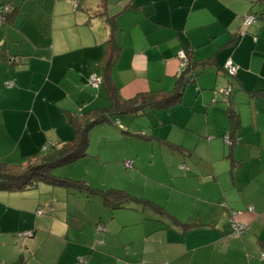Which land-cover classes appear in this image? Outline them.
<instances>
[{"label":"crops","instance_id":"crops-1","mask_svg":"<svg viewBox=\"0 0 264 264\" xmlns=\"http://www.w3.org/2000/svg\"><path fill=\"white\" fill-rule=\"evenodd\" d=\"M2 3L17 9L10 20L0 18V162L8 165L73 141L69 117L81 108L109 107L104 85H89L92 75L109 74L129 101L173 91L180 52L195 65L181 125L189 127L194 114L197 124L184 138H161L170 140L165 182L149 179L154 192L137 198L162 211L138 204L112 212L101 199L83 197L96 210L73 203V223L62 218V241L49 243L55 263L40 264H264V0H0V11ZM249 16L256 17L251 25ZM229 60L237 76L226 73ZM230 86L241 122L233 144L221 94ZM127 120L120 116L118 125L130 126ZM136 159L141 173L149 165ZM27 195L0 193V235L34 233L21 247L32 251L56 223L35 214L43 196ZM234 223L249 229L237 238Z\"/></svg>","mask_w":264,"mask_h":264},{"label":"rangeland","instance_id":"rangeland-1","mask_svg":"<svg viewBox=\"0 0 264 264\" xmlns=\"http://www.w3.org/2000/svg\"><path fill=\"white\" fill-rule=\"evenodd\" d=\"M221 94L225 96L223 91H221ZM228 98V96H225L227 101ZM186 111H190L189 98L184 94L183 102L171 110L151 111L143 116L136 114L115 116V121L112 123L106 122L103 125L96 126L89 133L86 157L80 158L71 164L58 167L52 171V174L56 177L73 181H83L94 188L127 191L136 198H142L145 192L146 194H152L154 192L153 187L156 185L154 184L155 182H165L168 167L167 170L165 168L166 164H169V161L164 159L167 154L163 155L162 153L165 146L170 145V140L161 138H167L171 135V138L173 136L184 138L186 129L197 124V114H194V120L190 121L189 127L186 128L184 127L185 125H181L187 120ZM120 116L127 117L130 126L125 124L118 125ZM188 134L191 139H195L194 134L191 132ZM154 147L157 150L156 152ZM48 152V148L44 147L43 153L40 155L46 156ZM138 154L149 165L141 173L136 170L138 168L137 165H135L136 167L133 166L137 162L136 157ZM17 159L18 157L15 155L12 160L17 161ZM128 161L132 162L131 167L126 165ZM149 179L155 182H149ZM24 193H28L29 195L27 196L36 197L37 199L43 196L46 204L41 203L35 214L42 220L53 218L56 227H53L52 230L55 233H51L53 237L48 236V238L49 232L47 231V235H41L32 251H25L22 246L25 241H28L27 237L23 234L15 233L19 229L12 227L14 229H10V233L0 235V264H15L19 259H22L25 264H40L42 261L47 260L55 263L57 248L49 243L51 241H62L60 236H64L62 234L65 232V228H63L64 222L61 221L62 218H67L73 223L74 216L67 213L68 208L74 203V207L79 206L82 210L87 209L84 208L85 205H87L88 209L96 210L94 204H87L84 200L85 198H83L86 195L77 190L44 184L34 190L19 194ZM96 199L101 201L99 198ZM38 210H40L39 212L42 211L41 214H39ZM86 212L88 211L86 210ZM57 218L61 222H57ZM88 218L91 219L90 217ZM73 228L70 227V234L74 231ZM44 238L47 241L46 244L44 243ZM62 243L64 244L66 241ZM70 247H73V245H70Z\"/></svg>","mask_w":264,"mask_h":264},{"label":"trees","instance_id":"trees-1","mask_svg":"<svg viewBox=\"0 0 264 264\" xmlns=\"http://www.w3.org/2000/svg\"><path fill=\"white\" fill-rule=\"evenodd\" d=\"M7 6L10 8L11 5L6 3H2L1 5L3 8ZM16 10V8L15 11L13 9H8V12L4 15L7 21L13 17ZM109 23L113 33V21L109 20ZM3 59L4 56L0 53V61ZM180 71L181 73L177 78L175 89L168 94L164 96L144 94L129 101H123L120 98L118 89L114 86L109 74L105 75V77H103L102 85H104L107 91L108 100L110 102L109 107L90 110L85 114L83 108H81L77 118L70 116L69 122L75 128L74 140L70 143H65L59 146L52 144L47 145L46 148L49 149V152L46 156L36 157L33 161L18 166H12L5 162H0V193H23L34 190L44 184L53 187L77 190L85 194L86 198L91 201L99 198L103 201L106 208L112 212L129 209L133 205L138 204H150L156 209V211L161 212L162 209L160 207H157L148 201L137 199L127 191L111 188H94L83 181H73L56 177L52 174V171L58 167L71 164L78 159L87 156L89 133L94 127L106 122L112 123L113 117L118 115L136 114L143 116L148 114L151 110L167 109L181 103L187 87L195 80V65L192 63L189 56L187 66L185 68H180ZM237 74L234 76H237ZM230 88L232 87L230 86ZM232 93L228 96V103L230 104L228 107V116L232 126L231 134L229 136L230 143L228 144H233L234 141H237V134L241 127L239 113L234 110L231 105ZM23 263L22 259H19L15 264ZM77 264H79V262Z\"/></svg>","mask_w":264,"mask_h":264},{"label":"built area","instance_id":"built-area-1","mask_svg":"<svg viewBox=\"0 0 264 264\" xmlns=\"http://www.w3.org/2000/svg\"><path fill=\"white\" fill-rule=\"evenodd\" d=\"M8 12V8L7 7H4L1 12H0V18L1 19H4L5 18V13ZM256 21V17L255 16H249L247 19H246V23L248 25H251L253 22ZM179 59H180V68H185L188 64V54L186 51H182L180 52L179 54ZM225 70L227 71V73L229 75H236L238 73V70L239 68L234 64V62L232 60H229L227 61L226 65H225ZM102 82H103V77H101L100 75L98 74H94L90 77L89 79V85L94 88V89H99L100 86L102 85ZM223 93L225 94V96H229L231 93H232V88L228 87L226 88ZM228 141V143H230V140L229 138L226 139ZM126 165L128 167H131L132 166V162H127ZM185 169V168H183ZM251 211L254 210L253 207H250L249 208ZM41 214V213H39ZM248 226L246 225H241V224H237V223H234V236L239 238L241 237L247 230H248ZM25 237H32L33 236V233H25L24 234ZM79 264H86V261L85 260H81L79 261Z\"/></svg>","mask_w":264,"mask_h":264}]
</instances>
